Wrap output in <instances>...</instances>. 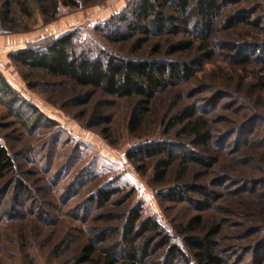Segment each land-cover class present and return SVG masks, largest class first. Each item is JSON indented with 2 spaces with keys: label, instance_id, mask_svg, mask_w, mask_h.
<instances>
[{
  "label": "rangeland",
  "instance_id": "rangeland-1",
  "mask_svg": "<svg viewBox=\"0 0 264 264\" xmlns=\"http://www.w3.org/2000/svg\"><path fill=\"white\" fill-rule=\"evenodd\" d=\"M40 1L43 6L55 1L54 20L50 23L59 27L45 35L49 23H44L40 10L30 9L29 17L15 5L13 16L17 25L9 29L11 34L28 33L35 40H42L73 31L75 49L84 48L90 55L100 56L109 51L124 57L168 58L165 47L160 54L153 55L154 44L163 39L150 38L137 48L133 39L112 44L99 33L110 17L130 11L137 0H74L75 5H64L63 0ZM59 5L64 7L62 13L56 11ZM215 28L211 59L197 66L192 80L160 94L152 106V114L136 134L127 128L134 100L104 97L95 91L86 104L72 105L69 98L89 93V89L73 88L43 72H29L15 66L10 58L7 64H1L10 84L50 121L31 130L0 105V143L7 147L15 164L14 171L0 181V264H78L75 258L91 236L88 229L94 224H104L99 219L93 223L92 218L136 206L143 216H154L172 241L187 251L176 226L195 211L186 202L157 197L158 190L177 182H204L220 195L203 211V225L223 222L220 245L227 250L229 264H238L240 258L239 264H255L253 252L245 253L244 248L255 244L264 230V206L258 199L264 195V184L250 189V193L234 192L243 190L241 184L236 185L242 178L264 176V122H259L251 134L226 141L217 164L211 168L191 166L180 174L174 164L161 183L151 180L155 159L147 162L141 174L125 155L138 142L161 137L160 119L164 113L173 112L191 100L217 98L216 107L209 111L204 108L216 136L252 115L264 117V0H229ZM197 55L193 50L171 58ZM243 55L252 59L244 67L237 63ZM21 73L36 84L34 88L27 86ZM103 99L109 103L102 104L99 110L111 115V123L86 127L88 116ZM237 147L240 149L235 152ZM248 154L256 158L247 163ZM18 179L26 183V190L17 191ZM98 187H117L121 193L113 197L114 203L95 208L87 198ZM88 208L90 212L85 213ZM245 222L259 228L257 234L247 239H243L246 231L237 227ZM232 246L237 249L230 250Z\"/></svg>",
  "mask_w": 264,
  "mask_h": 264
},
{
  "label": "trees",
  "instance_id": "trees-1",
  "mask_svg": "<svg viewBox=\"0 0 264 264\" xmlns=\"http://www.w3.org/2000/svg\"><path fill=\"white\" fill-rule=\"evenodd\" d=\"M228 1L137 0L130 11L126 10L110 17L101 28L103 33L99 32L112 44L133 39L137 48L149 42L150 38L163 39L154 44L153 55L160 54L161 49L165 47L168 58L124 57L109 51H104L100 56L90 55L84 48L75 49L73 31L29 42L24 47L10 52L8 57L15 66L29 72H43L47 76L61 79L73 88L89 89V93L76 94L69 98L68 102L72 105L86 104L95 91L104 97L134 100L129 111L127 128L130 133L136 134L152 114V106L158 96L166 89L192 80L197 66L211 59L216 23ZM63 3L75 5L74 0H63ZM15 5L29 17L30 9H39L46 24L54 20L55 1L49 6H43L40 0H0V24L5 28L12 29L17 25V19L13 16ZM228 21L231 23L229 18ZM230 23L228 26L232 25ZM172 37L176 39L172 40ZM193 50L197 51L196 58L183 56L171 58L175 54H185ZM251 62V57L243 55L237 63L244 67ZM21 76L29 88L35 87L36 84L31 82L26 74L21 73ZM220 98L222 97L219 96ZM108 99H103L90 113L86 127L111 123V115L102 114L99 110L102 104L109 103ZM216 100L214 98L191 100L173 112H165L160 119V125L163 126L161 137L144 140L131 146L125 154L128 161L143 174L147 162L155 159L151 177L153 183L163 182L174 164L177 165L180 174L191 166L209 169L217 164L225 142L233 136L238 138V135L251 134L259 122H264V117L252 115L245 122L220 131L219 136H216L206 116L209 109L216 107ZM0 105L19 118L24 127L31 130L50 121L34 104L20 95L1 69ZM239 147L235 152L239 151ZM255 158L249 154L245 156L247 163ZM233 161L239 163L237 159ZM14 166L11 153L0 143V181L14 171ZM238 183L243 190H236L235 195L244 191L250 193L252 189L255 190L264 184V176L255 178L248 176L239 180L236 185ZM26 186L25 182L18 179L17 191L26 190ZM120 193L121 189L117 187H98L87 199L95 208H103L114 203L113 197ZM157 197L166 201L186 202L195 211L194 215L176 226L187 251L172 241L171 235L154 216H143L141 208L136 206L116 214L105 212L94 216L93 223L99 219L104 224H94L88 229L91 236L87 238L76 256L77 263L229 264L227 250L220 245L223 222L219 220L207 227L203 225V211L220 197L209 184L177 182L166 189L158 190ZM258 199L264 206V195ZM84 211L88 213L90 209ZM250 216L256 221L255 216ZM237 227H242L243 231H246L243 239L259 231L258 226L248 222ZM256 241L255 244L244 248L245 253L253 252L254 258L256 257L255 260L253 258L254 263L263 264L264 230ZM234 249L237 248L232 246L230 250ZM241 260L242 258L238 260V264Z\"/></svg>",
  "mask_w": 264,
  "mask_h": 264
},
{
  "label": "crops",
  "instance_id": "crops-1",
  "mask_svg": "<svg viewBox=\"0 0 264 264\" xmlns=\"http://www.w3.org/2000/svg\"><path fill=\"white\" fill-rule=\"evenodd\" d=\"M47 26V34H52L59 25L54 23H49ZM43 34L40 36L42 37ZM37 39V38H36ZM34 36H31L28 33H13L11 35H0V66L1 64L5 65L9 62V53L15 51L19 48L24 47L29 42L34 41ZM1 69V67H0Z\"/></svg>",
  "mask_w": 264,
  "mask_h": 264
},
{
  "label": "built area",
  "instance_id": "built-area-1",
  "mask_svg": "<svg viewBox=\"0 0 264 264\" xmlns=\"http://www.w3.org/2000/svg\"><path fill=\"white\" fill-rule=\"evenodd\" d=\"M63 10L64 7L62 5H59L56 9L57 13H62ZM8 34H11V31L9 29L0 26V35H8Z\"/></svg>",
  "mask_w": 264,
  "mask_h": 264
}]
</instances>
